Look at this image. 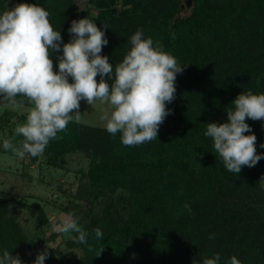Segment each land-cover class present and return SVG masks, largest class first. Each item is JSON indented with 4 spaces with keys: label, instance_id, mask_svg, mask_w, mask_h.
<instances>
[{
    "label": "trees",
    "instance_id": "obj_1",
    "mask_svg": "<svg viewBox=\"0 0 264 264\" xmlns=\"http://www.w3.org/2000/svg\"><path fill=\"white\" fill-rule=\"evenodd\" d=\"M19 2L0 0V11ZM25 2L48 11L62 41L70 38L72 20L94 19L108 39L101 54L109 56L113 68L129 50V38L138 28L183 64L157 140L128 146L121 143L119 132L113 136L104 126L75 120L58 133L59 139L50 140L42 153L45 164L67 170L73 157L82 161L75 170V190L68 194L73 200L60 204V213L73 212L88 236L85 244L74 238L76 233L67 234L65 243L72 247L68 257L52 258L47 250L45 264H202L215 253L220 264H228L232 256L241 264H264V191L258 181L264 158L229 173L212 139L204 135L208 121L227 120L225 110L238 93H264V0ZM58 55L51 57L54 71ZM108 82L111 85V79ZM16 99V105L26 108L16 112L3 106L0 133L5 136L7 130L19 146L23 137L14 129L25 121L32 105L26 97ZM246 123L256 136L257 151L264 152L259 146L264 125L250 118ZM0 153L15 155L2 146ZM26 155L30 163L38 160ZM8 203L0 196V252L9 250L32 263L38 252ZM29 205L35 208L37 226L49 221L43 204ZM96 228L103 233L100 239L95 237ZM133 254L138 257L134 262Z\"/></svg>",
    "mask_w": 264,
    "mask_h": 264
},
{
    "label": "clouds",
    "instance_id": "obj_2",
    "mask_svg": "<svg viewBox=\"0 0 264 264\" xmlns=\"http://www.w3.org/2000/svg\"><path fill=\"white\" fill-rule=\"evenodd\" d=\"M48 17L45 8L25 0L0 11V97L16 106L17 96H22L32 105L25 121L14 129L23 137L20 145L3 139L0 146L19 158L42 154L74 117L79 119L81 100L89 105L100 100L111 106V111L101 114L100 119L108 133H120L122 144L157 140L159 126L170 113L166 102L175 97L176 75L183 71V64L138 28L129 38V50L113 68L109 56L101 54L108 39L94 19L84 16L72 20L68 27L70 38L62 41L60 31L53 28ZM54 52L59 53L55 71L51 58ZM231 104L225 110L227 120L208 121L204 135L212 139L224 169L236 174L242 166L253 167L264 158L246 123L250 118L264 125V93L242 91ZM259 146L264 148V141ZM50 232H74L76 240L87 243L88 233L73 212L54 217ZM94 232L97 239L103 237L99 228ZM47 257V250L40 251L32 264H45ZM0 264L24 262L4 250L0 252ZM202 264H220L219 253L205 258ZM228 264L241 262L232 256Z\"/></svg>",
    "mask_w": 264,
    "mask_h": 264
},
{
    "label": "rangeland",
    "instance_id": "obj_3",
    "mask_svg": "<svg viewBox=\"0 0 264 264\" xmlns=\"http://www.w3.org/2000/svg\"><path fill=\"white\" fill-rule=\"evenodd\" d=\"M4 100L0 97V113L3 106H9L16 112H21L26 108L22 105H9ZM78 111L79 119L74 117L73 120L94 126H104L100 116L110 112L111 106L100 100H95L91 105L81 100ZM6 132L7 130L5 136L0 133V142L3 139L12 140V136L7 135ZM81 163L79 157H73L66 167L67 170H60L45 164L42 154L38 155L36 162L30 163V158L26 154L23 158H19L16 155L0 153V196L9 199L8 210L16 213L15 217L23 232L31 239L35 252L48 250L50 257H58L62 261L68 257L72 247L65 243L67 234L57 232L52 238L51 221L54 217L63 214L60 213V204L73 200V197L68 194L75 190L77 180L75 170L82 165ZM258 181L260 188L264 191V170L260 171ZM23 202L27 203H25L26 206H21ZM34 202L43 204L44 211L49 218V221L40 227L37 226L35 220V208L30 209L33 205H29ZM74 250L76 256L80 255V250L76 248ZM26 253L29 255L30 251L26 250ZM137 258V255L133 254L131 260L134 262Z\"/></svg>",
    "mask_w": 264,
    "mask_h": 264
},
{
    "label": "water",
    "instance_id": "obj_4",
    "mask_svg": "<svg viewBox=\"0 0 264 264\" xmlns=\"http://www.w3.org/2000/svg\"><path fill=\"white\" fill-rule=\"evenodd\" d=\"M187 4H189V1H187Z\"/></svg>",
    "mask_w": 264,
    "mask_h": 264
}]
</instances>
